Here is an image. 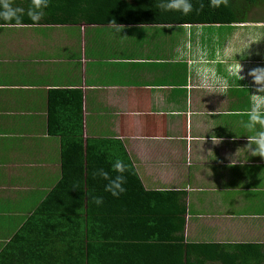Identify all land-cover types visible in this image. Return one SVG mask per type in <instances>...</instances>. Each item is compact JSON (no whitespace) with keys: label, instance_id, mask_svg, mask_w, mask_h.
I'll use <instances>...</instances> for the list:
<instances>
[{"label":"crops","instance_id":"crops-1","mask_svg":"<svg viewBox=\"0 0 264 264\" xmlns=\"http://www.w3.org/2000/svg\"><path fill=\"white\" fill-rule=\"evenodd\" d=\"M82 25L0 26V254L61 180L78 139L63 122L79 104L85 141L120 142L148 190L183 194L189 237L264 244V158L246 127L264 22ZM243 189L245 207L230 210Z\"/></svg>","mask_w":264,"mask_h":264},{"label":"trees","instance_id":"trees-1","mask_svg":"<svg viewBox=\"0 0 264 264\" xmlns=\"http://www.w3.org/2000/svg\"><path fill=\"white\" fill-rule=\"evenodd\" d=\"M159 2L49 0L38 23L115 26L110 24L115 20L124 27L231 26L251 20L250 15L264 5V0H230L227 7L212 8L209 0H202L204 8L197 11L200 0H192L194 11L183 15L162 11ZM30 6V0H14V7L25 13ZM24 24L37 23L25 14ZM82 108L79 104L63 122V135L78 139L71 144L67 139L61 180L35 204L0 254V264H264V244L197 242L189 237L183 194L148 190L120 142L85 141ZM116 160L127 169L126 190L118 197L105 191L108 181L93 176L103 169L115 177ZM94 197H102L103 204L96 205Z\"/></svg>","mask_w":264,"mask_h":264},{"label":"clouds","instance_id":"clouds-1","mask_svg":"<svg viewBox=\"0 0 264 264\" xmlns=\"http://www.w3.org/2000/svg\"><path fill=\"white\" fill-rule=\"evenodd\" d=\"M230 0H209V6L212 8H219L222 5L224 7L229 6ZM30 8L27 13L22 7H14V0H0V21L4 23L0 26H20L23 23V16L28 15L34 23H38L44 16L45 9L49 6V0H30ZM162 11H175L180 12L183 15H189L194 11L192 0H160L157 5ZM204 4L200 0L199 8L197 11H202ZM110 24L115 25L117 29L123 28V26L117 25L115 20ZM243 71L240 65L237 74L240 75ZM249 76L252 77L253 83L257 86V91L260 94H252V108L249 112V121L246 127L249 131L254 132L253 135L248 138V150L252 156H258L264 158V68H256L249 72ZM259 125V131L256 130V126ZM214 144L217 143V138L212 137ZM234 163V162H233ZM112 170L117 173L115 177L100 169L93 173V176H99L104 180L108 181L105 186V191L111 193L113 196L118 197L120 194L125 192L123 185L126 183L125 173L126 166L121 160H116L112 165ZM93 202L96 205L103 204L102 197H94Z\"/></svg>","mask_w":264,"mask_h":264},{"label":"rangeland","instance_id":"rangeland-1","mask_svg":"<svg viewBox=\"0 0 264 264\" xmlns=\"http://www.w3.org/2000/svg\"><path fill=\"white\" fill-rule=\"evenodd\" d=\"M260 9H261V11H260ZM258 12H256V13H253L252 15H250V17H251V20L250 21H252V22H259V21H261V22H264V5L263 6H260V7H258ZM255 31H256V29H254ZM193 31L194 32H198V33H200V35H201V32H202V30H201V27L200 28H194L193 29ZM224 33V32H223ZM104 37V41L105 42H108V37L106 36V35H104L103 36ZM200 38H201V36H200ZM192 40V39H191ZM193 42H196L195 40H193ZM235 170V169H234ZM242 173L243 175H246L247 173H248V170H247V168H245V167H241V168H239V169H236V171L234 172V174H237L238 176H239V173ZM237 189V188H236ZM245 191H248V190H246V189H243V190H238V191H236V192H238V193H236V192H234V193H232V194H230V198L229 199H226L225 200V202H226V204H228L230 207H231V209L230 210H232V209H235L236 207L237 208H244L245 207V202L243 201V199H244V196H241V194H240V192H245ZM217 195V194H216ZM244 195V194H243ZM218 197H220V195H218ZM237 200L239 201V202H237ZM236 212H238L237 210H235ZM234 229V228H233ZM233 229H231V227H230V231L231 232H234V230ZM230 232V233H231ZM230 233H228V234H230Z\"/></svg>","mask_w":264,"mask_h":264}]
</instances>
